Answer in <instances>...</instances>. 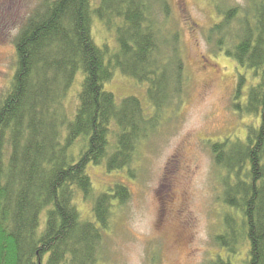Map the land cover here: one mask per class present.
I'll list each match as a JSON object with an SVG mask.
<instances>
[{"label":"trees","instance_id":"1","mask_svg":"<svg viewBox=\"0 0 264 264\" xmlns=\"http://www.w3.org/2000/svg\"><path fill=\"white\" fill-rule=\"evenodd\" d=\"M222 11L209 40L257 79L239 100L248 78L241 74L234 109L259 123L245 140L212 143L224 229L214 235L219 252L207 264H235L231 257L245 246L247 264H264V0ZM95 15L115 29V50L95 41ZM170 16L169 0H100L96 7L92 0H42L24 23L0 105V264H100L113 215L131 192L118 181L96 193L89 168L105 162L109 172L135 176L141 141L159 128L164 110L181 106L185 62ZM235 18L238 27L231 26ZM116 69L147 86L152 115L139 98L118 102L106 89ZM79 192L92 204L91 218L77 207Z\"/></svg>","mask_w":264,"mask_h":264},{"label":"rangeland","instance_id":"2","mask_svg":"<svg viewBox=\"0 0 264 264\" xmlns=\"http://www.w3.org/2000/svg\"><path fill=\"white\" fill-rule=\"evenodd\" d=\"M41 1L0 0V105L16 70V37ZM92 1L95 7L99 5L100 0ZM169 3L171 16L167 26L180 31L185 62L187 81L181 106L174 111L164 110L165 118L159 128L141 141L132 164L135 176L130 177L126 170L109 172L105 162L89 168L96 193L118 181L124 182L131 192L129 202L113 215V230L106 235L100 264H207L216 258L219 248L214 235L224 229V206L218 199L221 171L214 162L212 143L227 138L233 143L234 138L245 140L250 126L259 123L254 114L234 109L241 74L248 78L241 85L239 100H246L257 79L209 40L211 29L223 19L222 10L246 8L250 0ZM237 18L231 26L238 27ZM91 29L100 46L117 48L115 29L96 15ZM234 32L232 29L231 34ZM81 76L78 75L67 101L71 112L78 104L75 94L80 89ZM105 87L115 93L118 102L130 96L139 98L147 117L155 112L147 86L119 69ZM116 124L112 120V128ZM111 141L116 142L115 135ZM85 199L80 192L75 197L83 217L91 218L92 204ZM44 218L43 214V222ZM246 250L247 246L241 248L236 257H231L232 261L247 264Z\"/></svg>","mask_w":264,"mask_h":264}]
</instances>
